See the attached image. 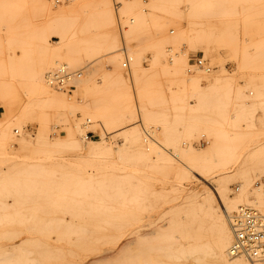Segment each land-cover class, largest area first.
Instances as JSON below:
<instances>
[{"label":"rangeland","instance_id":"1","mask_svg":"<svg viewBox=\"0 0 264 264\" xmlns=\"http://www.w3.org/2000/svg\"><path fill=\"white\" fill-rule=\"evenodd\" d=\"M139 1L129 9L122 0H110L115 43L108 48H95L92 38L100 0H88L77 14L83 33L74 42L95 47L79 65L61 63L75 72L71 91L49 83L48 74L60 64L45 73L49 92L41 90L33 79L41 54L28 43L25 13L16 19L0 15V99L13 98V128L22 125L32 134L44 129L52 141L65 138L71 128L77 131V124L92 140L108 136L112 149L107 155L63 160L66 172L49 176L53 189L43 197L54 205L61 201L56 195H66L61 202L72 210L95 211L88 224L104 243L94 250L96 256L105 248H119L120 232L130 231L117 233L114 227L165 228L152 244L127 247L94 264H143L147 253L156 264H211L203 246L209 234L194 205L196 183L133 154L141 142L153 158H170L183 167L193 163L196 151L215 148L209 166L198 168L207 185L231 196L244 185L264 186V0ZM48 4L54 10L70 5ZM124 46L135 57L129 70L122 65ZM115 54L121 62L118 72L110 61ZM201 57L210 62V72L196 65ZM118 73L124 80L111 85L109 77ZM54 96L70 106L52 105ZM4 112L0 107V121ZM133 130L137 144L129 140ZM149 134L155 140L150 144L145 142ZM205 138L208 143L202 144ZM1 145L0 167L8 170ZM66 208L41 217H59Z\"/></svg>","mask_w":264,"mask_h":264},{"label":"bare ground","instance_id":"2","mask_svg":"<svg viewBox=\"0 0 264 264\" xmlns=\"http://www.w3.org/2000/svg\"><path fill=\"white\" fill-rule=\"evenodd\" d=\"M25 1L27 6L21 8L20 3ZM25 1L1 0L0 15L16 19L24 16L25 13L28 43L30 42L41 54V61L39 60L41 67L34 73L33 79L41 86L43 92H49L45 86L44 76L50 69L63 62L79 65L84 55L93 51L95 46V48L103 46L108 48L115 43L112 30L113 9L110 0H100L99 20L96 33L92 36L95 39L93 49L87 44L78 45L73 40L83 33L77 14L84 9L88 0H71L67 2L70 5L57 10L49 6L50 0ZM122 1L127 3L129 9L140 2L139 0ZM24 37L26 38L25 35ZM54 38L59 40L52 43ZM130 56L133 57V62L135 57ZM110 61L118 72L121 66L119 56L112 55ZM186 61L187 58L181 59L182 63ZM123 80L119 73L109 77L111 85L121 84ZM10 97L0 99V107L5 111L0 121V144L2 143L3 157L9 158V162L2 163L7 165L8 170L0 167V264H43L50 259L56 260V264H94L127 247L133 248L140 243L152 244L151 241L156 239L165 228L154 226L147 230L117 226L113 228L118 231L117 233L130 230L120 232L119 239L124 238L120 247L105 248L100 256L95 255L96 247L104 245L101 241L103 235L96 234L95 227L90 225L95 211L86 213L79 209L72 210L70 204L61 202L62 199L69 198L66 195H56L61 201L54 205L53 202H45L43 197L48 195L45 193L50 188L53 189L49 185L51 183L49 176L66 172L62 169L63 160L68 157L93 159L107 155L112 149L108 136L103 134L98 140H92L88 136V131L77 124V131L71 128L65 138L52 141L44 129L32 134L22 125L13 128L15 108L13 98ZM49 102L52 105L70 106L64 97L54 96ZM129 134L130 141L136 144L140 141L137 130L130 131ZM205 143H208L206 138L202 144ZM147 149L152 152L153 148L148 146ZM135 151L133 158L136 160L150 166L173 168L186 179H193L196 183L197 186L192 191L194 205L202 215L205 223L203 229H207L209 234L203 246L206 247L205 252L212 260L211 264H264V253L256 262H251L245 256L232 254L235 237L232 224H229V221L232 222L243 208L249 207L264 214V186L244 185L239 192L231 196L229 192L221 194L219 188L207 185L198 168L209 166V161L216 153L215 148L196 151L192 158L193 163H185L183 167L175 166L170 158H153L141 142H138ZM11 153L15 154L9 156ZM151 160L158 164L152 163ZM85 172L90 173L91 169H85ZM16 188L19 192H16ZM53 196L52 194L50 197ZM63 206L67 208L61 211V216L51 219L41 217L43 213L53 216L59 211L56 209ZM98 213L100 211L96 214ZM144 258L143 264H156L151 254L147 253Z\"/></svg>","mask_w":264,"mask_h":264},{"label":"built area","instance_id":"3","mask_svg":"<svg viewBox=\"0 0 264 264\" xmlns=\"http://www.w3.org/2000/svg\"><path fill=\"white\" fill-rule=\"evenodd\" d=\"M55 6H61L71 0H50ZM124 61L122 63L125 69H130L133 57L130 56L126 46L122 48ZM199 68L210 72L212 67L204 57L195 60ZM75 72L71 71L66 64H61L52 72L48 78L50 84L58 90L71 91V80ZM155 141L152 136H148L147 142ZM149 147H152L149 145ZM153 148V147H152ZM234 233V244L232 246V254L235 256H245L251 262L259 260L264 253V214L251 209L243 208L236 214L231 222Z\"/></svg>","mask_w":264,"mask_h":264}]
</instances>
